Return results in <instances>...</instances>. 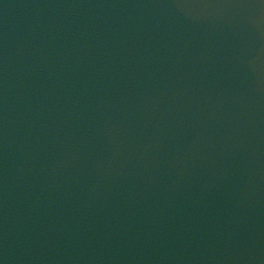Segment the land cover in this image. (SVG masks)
Listing matches in <instances>:
<instances>
[{
  "label": "water",
  "instance_id": "1",
  "mask_svg": "<svg viewBox=\"0 0 264 264\" xmlns=\"http://www.w3.org/2000/svg\"><path fill=\"white\" fill-rule=\"evenodd\" d=\"M0 264H264V0H0Z\"/></svg>",
  "mask_w": 264,
  "mask_h": 264
}]
</instances>
